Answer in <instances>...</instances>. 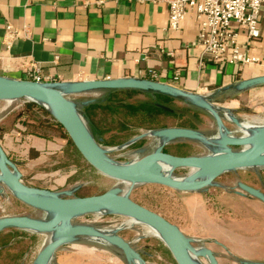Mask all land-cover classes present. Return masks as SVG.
<instances>
[{"label": "rangeland", "instance_id": "obj_1", "mask_svg": "<svg viewBox=\"0 0 264 264\" xmlns=\"http://www.w3.org/2000/svg\"><path fill=\"white\" fill-rule=\"evenodd\" d=\"M107 92H92L79 96H67L82 114L83 107L91 102L105 99ZM171 97L166 105L173 109L176 117L164 120L156 116L150 121L146 117H132L121 125L101 126L100 141L94 135L96 144L104 150L107 158L115 163L126 164L138 160L148 153L158 151L161 141L146 135L125 145L132 139L161 128L157 126L189 128L199 131L204 139L219 135L217 120L201 107L183 98ZM126 103L157 102L152 95L137 94ZM27 100H0V140L17 125L27 112ZM88 103V104H84ZM160 103V102H158ZM213 103V102H212ZM222 107V104H214ZM234 118L248 128H264V104L242 103L239 110L232 112ZM40 119L57 122L49 113L45 116L35 110ZM221 124L230 136L241 138L244 130L228 119V113H218ZM22 117V118H20ZM88 122V121H87ZM58 123V122H57ZM91 132L92 129L87 123ZM151 127V128H150ZM166 127V128H167ZM24 129V128H23ZM93 134V133H92ZM45 139V138H43ZM49 140V139H47ZM201 141H178L163 147V152L177 157H204L217 149L209 148ZM242 147H230L236 153ZM140 151V152H139ZM152 151V152H151ZM138 152V153H137ZM10 162L21 174L24 184L37 190L63 197L75 196V190L85 188L91 195H100L112 189L126 195L135 203L162 216L175 225L189 241L192 251L202 252L197 257L199 264H210V253L216 264H241L242 262L264 263V203L239 188L242 183L257 189L264 195V167L244 168L221 174L213 185L193 191L172 189L155 183H142L132 187L120 183L93 168L72 143L56 156H45L39 166L26 156L17 157L10 152ZM183 168L174 172L183 176ZM0 218L6 216L28 215L46 218V214L21 204L13 194L0 184ZM73 224L91 225L100 230L118 231V235L131 244L140 254L144 264H177L165 242L142 224L123 214L101 211L78 216ZM13 236V246L2 251L0 264H36L41 250L50 242V234L17 232ZM9 239L7 234L0 237V245ZM200 249V250H199ZM206 255H205V254ZM50 264H134L126 260L119 249L93 238L73 240L61 246Z\"/></svg>", "mask_w": 264, "mask_h": 264}, {"label": "crops", "instance_id": "obj_2", "mask_svg": "<svg viewBox=\"0 0 264 264\" xmlns=\"http://www.w3.org/2000/svg\"><path fill=\"white\" fill-rule=\"evenodd\" d=\"M168 19L167 0H0V77L28 80L32 62L40 66L43 78L63 83L149 79L154 71L159 82L211 97L232 112L242 103L264 104V85L234 89L243 80L264 76V12L259 39H249L235 24L231 27L242 51L259 59L256 65L210 60L197 45L192 18L176 31L169 29ZM7 25L26 28L29 36L15 39L7 49ZM176 73L179 81H173ZM22 132L20 124L14 125L0 145L7 155L24 154L35 166L68 146L62 138L47 140Z\"/></svg>", "mask_w": 264, "mask_h": 264}, {"label": "water", "instance_id": "obj_3", "mask_svg": "<svg viewBox=\"0 0 264 264\" xmlns=\"http://www.w3.org/2000/svg\"><path fill=\"white\" fill-rule=\"evenodd\" d=\"M262 85H264V76L243 80L238 85L234 86V89L237 91H244ZM113 90H138L183 98L211 114L217 120L219 131L220 129L224 130L218 115L220 110H225L228 115H231L233 117V122L238 127L241 125L234 118L232 111L223 107H215L212 103L211 97L193 95L191 93L180 91L168 84L154 82L148 79L119 78L85 80L72 83H40L29 80H10L0 77V100L15 101L24 99L43 108L62 125L66 134L83 158L97 171L113 179L126 180L139 178L141 180H147L145 183H150L148 182V179L150 178H161L158 170H154L151 173H143L140 170L141 166L155 159L167 160L176 163L177 166L203 167L206 170L216 173L213 180L221 174L231 171L244 168L264 167V157L258 155L259 149L264 146V138L249 147L245 146L242 138H232L226 142L225 148L228 150L230 147H242V150L236 153L229 152L220 157H210L209 155L197 158L177 157L163 152L164 146L174 142L205 140L199 131L181 127L161 128L132 139L125 145L134 143L148 134L157 138L162 143L158 151L138 160L126 163L131 165L130 170H124L112 166L97 155V151H99L100 148L95 142L85 115L80 112L74 103H71L68 100L67 96H79L92 92ZM37 98L53 100L55 102L56 114L44 105L38 103L36 101ZM157 106L165 111L171 112V109L163 105L157 104ZM225 133L226 135L230 134L228 131H225ZM152 183L169 186L160 180ZM0 184L6 187L18 201L32 209L45 213L47 216L43 219L34 218L28 215L6 216L0 218V233L10 229H16L31 232L33 234L51 235L50 242L39 253L36 264H50L55 253L61 246L73 240L83 238L99 239L122 251L127 261L144 264L140 254L131 246V244L117 234L121 228L106 232L91 225L73 224L71 222L75 217L101 211H114L155 228L162 234L163 241L167 245L177 264H193L190 259V252L192 250L189 246V241L175 225L162 216L135 203L126 195L119 194L117 189H112L100 195L86 197H63L37 190L23 183L21 174L10 162L1 145ZM211 185H213V182L202 181L185 185L178 189L193 191ZM239 188L264 203V195L257 189L242 183L239 184ZM0 192H2L1 187ZM208 255L210 258H213L210 253H208ZM241 264L264 263L242 262Z\"/></svg>", "mask_w": 264, "mask_h": 264}, {"label": "built area", "instance_id": "obj_4", "mask_svg": "<svg viewBox=\"0 0 264 264\" xmlns=\"http://www.w3.org/2000/svg\"><path fill=\"white\" fill-rule=\"evenodd\" d=\"M167 3L169 29L179 30L188 18H192L197 26V45L210 60L241 65L259 63L258 58L242 51L238 43V33L231 27L235 24L245 30L249 39H259L262 35L259 20L264 12V0H167ZM28 36L26 28L19 31L7 25L3 41L7 49H10L15 39ZM30 69L29 81L51 82L40 75V66L37 63L32 62ZM179 79L180 74L176 73L173 81ZM148 80L159 82L154 71L150 72Z\"/></svg>", "mask_w": 264, "mask_h": 264}, {"label": "trees", "instance_id": "obj_5", "mask_svg": "<svg viewBox=\"0 0 264 264\" xmlns=\"http://www.w3.org/2000/svg\"><path fill=\"white\" fill-rule=\"evenodd\" d=\"M107 92V96L105 99L94 101L86 105L85 117L92 129V133L94 137L100 141L99 128L101 126L111 127V125H121L123 126L122 121H130L129 119L132 117H139L142 115L143 119L146 117L150 121L154 120L156 116H161L164 118L176 117L177 113L166 105L167 101L171 100V97L166 94L153 93V92H142L138 90H113V91H105ZM147 94L152 95L156 98L157 102L152 103H143V104H135V103H126L125 101L137 94ZM160 102V103H158ZM157 104L163 105L169 109L171 112L165 111L157 106ZM40 111L45 116H49L48 112H46L43 108L38 106L35 103H28L27 112L23 115L26 119H21L18 124L22 128H24V132L21 133L23 136H37L45 139H53V138H62L65 139L67 145H71L72 141L66 134L64 128L61 124L51 121L50 119H40L35 117L34 111ZM22 118V117H20ZM168 125L157 126V128H166ZM151 128V127H150ZM76 197H86L91 196L87 189L79 188L75 191ZM17 232H26L16 229H10L0 233V237L2 234H7L9 239L0 245V255L2 251H8L13 246V236H9V234L17 233Z\"/></svg>", "mask_w": 264, "mask_h": 264}, {"label": "bare ground", "instance_id": "obj_6", "mask_svg": "<svg viewBox=\"0 0 264 264\" xmlns=\"http://www.w3.org/2000/svg\"><path fill=\"white\" fill-rule=\"evenodd\" d=\"M36 101L38 103H40L41 105H44L45 107H47L48 109H50L51 111H53L56 114L55 102L53 100L46 99V98H37ZM228 119H230L233 122V117L231 115H228ZM241 127H243L242 128L244 130L243 133H245V135L241 138L244 141L246 147L253 146L259 140L264 138V128L263 127L262 128H259V127L258 128H256V127L255 128H248L246 126H243L242 124L240 125L239 129ZM232 138H234V137H232L230 135H226L225 131L223 129H220L219 135L216 138H207L203 141V144L209 148L217 149L216 151H214L212 154L209 155L210 157H213V156L220 157V156H223V155H226L229 153V151L225 148V144L228 140H230ZM105 153L106 152L102 149H99V151H97V155L101 159H103L104 161L111 164L112 166L117 167V168H121L124 170H130L131 169L130 164H121V163H115V162L110 161L107 158V156L105 155ZM148 155H149V153H148ZM258 155L260 157H264V146L259 149ZM181 168L185 169L187 171V174H185L183 176H175L174 172L176 170L181 169ZM140 170L143 173H151L154 170H158L159 176L161 178L153 177V178L148 179V182L152 183V182L160 180V181L168 184L170 186V188H172V189H178L179 187H182L185 185H190V184L196 183V182H202V181L213 182V179L216 176L215 172L206 170L203 167L177 166L176 163H173V162H170L167 160H161V159H155V160H151V161L147 162L146 164H144L143 166L140 167ZM118 181L120 183L126 185V186L132 187V186L137 185V184L145 183V181H147V180H141L139 178H132V179L118 180ZM110 212H114V211H110ZM148 228L151 230V232L153 234H155L156 236H159L162 240H164L162 234L158 230H156L155 228H153L151 226H148ZM102 231H104V230H102ZM108 232H110V231H108ZM97 240H99V239H97ZM99 241H101V240H99ZM201 253L202 252H199V251H191L190 252V259H191L193 264H199V262L197 261V257L199 255H201ZM208 259H209L210 264H216V262L213 258H208ZM133 263L139 264V262H133Z\"/></svg>", "mask_w": 264, "mask_h": 264}]
</instances>
